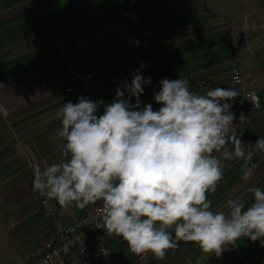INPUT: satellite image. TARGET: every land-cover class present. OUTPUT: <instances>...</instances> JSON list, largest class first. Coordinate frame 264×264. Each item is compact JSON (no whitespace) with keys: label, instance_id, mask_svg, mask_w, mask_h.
<instances>
[{"label":"crops","instance_id":"obj_1","mask_svg":"<svg viewBox=\"0 0 264 264\" xmlns=\"http://www.w3.org/2000/svg\"><path fill=\"white\" fill-rule=\"evenodd\" d=\"M136 1L139 18L131 23L123 16L129 0H0V264H24L47 232L33 192L31 165L39 163L43 169L66 159L65 142L58 136L59 109L80 97L110 103L116 96H68L65 55L78 70L95 69L104 77L132 79L136 72L171 80L203 77L225 89L230 70L238 66L252 75L243 88L264 105L263 0L249 2L254 4L245 22L236 18L235 0ZM130 102L134 104L132 98ZM103 112L102 104L97 115ZM233 124L246 150L264 136V116L253 114ZM222 163L224 178L216 193L209 194L211 210L227 212L229 199L253 202L250 187L264 190V153L253 157L252 180L242 179V160ZM227 167L237 170L233 179L225 176ZM54 202L66 224L84 211ZM105 236L113 253L128 264H216L211 261L215 255L206 259L205 254L186 252L179 257L188 242H179L163 260L151 253L141 259L120 237ZM236 243L226 246L222 262L228 252V264H241L242 247L248 250V244L242 239ZM262 248L264 241L257 240L253 255L247 251L253 264H264Z\"/></svg>","mask_w":264,"mask_h":264},{"label":"clouds","instance_id":"obj_2","mask_svg":"<svg viewBox=\"0 0 264 264\" xmlns=\"http://www.w3.org/2000/svg\"><path fill=\"white\" fill-rule=\"evenodd\" d=\"M150 83L136 72L110 103L80 97L63 104L58 136L66 159L43 169L33 163V191L62 208L100 202L96 228L120 237L141 259L151 253L163 260L180 241L196 244L206 259L242 238L261 241L264 190L248 189L250 205L243 198L227 200V212L211 210L209 199L224 178L223 161L242 160V179L248 180L254 155L264 153V136L246 150L237 135L230 102L239 92L215 87L199 94L185 78H165L153 94L161 107L153 110L139 99ZM250 102L259 107L256 93Z\"/></svg>","mask_w":264,"mask_h":264},{"label":"built area","instance_id":"obj_3","mask_svg":"<svg viewBox=\"0 0 264 264\" xmlns=\"http://www.w3.org/2000/svg\"><path fill=\"white\" fill-rule=\"evenodd\" d=\"M123 16L131 23L137 22L139 14L136 0H129V6L124 10ZM127 45L132 46L133 41L129 40ZM64 62L68 69L67 85L64 91L71 98L77 99L80 96H88L90 93L98 96L116 95L117 87L124 90L125 82L130 83L132 80L126 76L104 77L95 69L78 70L68 55L64 56ZM143 77L146 79L150 77L151 83L143 86L144 92L139 97L142 101L141 107L151 103L153 110H158L161 105L155 102L153 94L159 92V82L163 78L153 75ZM251 77L249 71L238 66L230 70L229 88L239 92V96L230 102L232 105L230 111L234 114V120L240 119L241 115L244 118L253 114L264 116V105L260 98L259 107H256L250 102L252 92L243 88L244 83ZM187 80L190 90L199 94H204L216 87L209 79L203 77ZM132 99L135 103V98ZM31 171V181H33L32 167ZM33 192L42 217L48 223V229L24 264H128L125 259L113 253L107 243L104 229L96 228V224L100 223V212L102 211L100 203L86 207L77 220L66 224L60 218L54 200L45 204V198Z\"/></svg>","mask_w":264,"mask_h":264},{"label":"rangeland","instance_id":"obj_4","mask_svg":"<svg viewBox=\"0 0 264 264\" xmlns=\"http://www.w3.org/2000/svg\"><path fill=\"white\" fill-rule=\"evenodd\" d=\"M253 1H256V0H235L234 1L236 3L234 10L236 9L237 10V13L239 14V16L236 17L237 20H240L241 22H245V20H247V18L250 17V13L249 12L252 10L251 8H252V5L254 3L251 6H249V2H253ZM260 1L261 0H259V2ZM263 2H264V0H263ZM249 7H250V9H249ZM259 9L264 10V5H261ZM259 16L260 17L264 16V12L263 13H260ZM260 34H262V33H260ZM261 43H262V46L261 47H263L262 49L264 50V41L261 42ZM234 171H237V170L236 169H233V168H230V167H227L226 168L225 176L227 177V179H233L234 176L232 174H233ZM249 179L252 180L253 179V175ZM251 203L252 202L247 201V205H250ZM247 205H246V207H247ZM261 241H264V238H261ZM180 242H183V241H180ZM242 242L248 244V247H247L248 250H245L242 247V250H241L242 254L240 256L241 257V264H253L251 262L249 256L247 255V251L251 252L252 255H253V241H251L248 238H242ZM188 243H189V245H188L189 248H190V245L192 247L190 249L188 248V250L185 249L183 251V253L181 255H179V257L180 256H183L184 257L185 254H186V252H188L187 254H190V253L193 252L195 256H197V254L203 255V253L201 252L200 248L196 244L191 243V242H188ZM232 252H233V250H232ZM259 253H260V257L263 256V262H264V249L262 248ZM228 255L229 254L227 252L226 258H223L222 257L223 262L221 261V258L219 259V257H216V256H212L211 261L214 262V263H216V264H228V262H227V260L229 259V256Z\"/></svg>","mask_w":264,"mask_h":264}]
</instances>
